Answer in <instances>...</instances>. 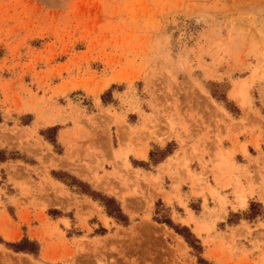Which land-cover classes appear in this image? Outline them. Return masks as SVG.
<instances>
[{"label": "rangeland", "instance_id": "rangeland-1", "mask_svg": "<svg viewBox=\"0 0 264 264\" xmlns=\"http://www.w3.org/2000/svg\"><path fill=\"white\" fill-rule=\"evenodd\" d=\"M263 255L264 0H0V264Z\"/></svg>", "mask_w": 264, "mask_h": 264}, {"label": "crops", "instance_id": "crops-1", "mask_svg": "<svg viewBox=\"0 0 264 264\" xmlns=\"http://www.w3.org/2000/svg\"><path fill=\"white\" fill-rule=\"evenodd\" d=\"M38 124V120H37V122H36V124L35 125H37ZM32 126H33V124H32ZM31 127V126H30ZM37 128V127H36ZM35 128V129H36ZM37 133H38V135L39 136H41L40 135V131H39V128L37 129ZM60 133H61V131L59 132V134H58V139H59V135H60ZM45 144V142H41L40 141V145L43 147V145ZM150 144V143H149ZM159 144V143H158ZM160 145H162V144H160ZM46 149V148H45ZM147 156H149V150H148V154H147ZM138 159V161H140V162H145V161H147V159H141V158H137ZM136 159V160H137ZM129 162H130V157H129ZM82 163V162H81ZM131 163V162H130ZM80 163H79V161L77 162H75L74 164L73 163H71V161L70 160H67V162H66V164H64V166L63 167H59L58 168V170H56V171H60V172H69L71 175H74L75 177H76V179H78V180H83V181H87L86 179H84L83 177H82V172H86V171H84V170H86L83 166H81V165H79ZM79 167H81V168H83V169H81V168H79ZM51 171H52V169H51ZM50 171V172H51ZM80 171H82L81 173H80ZM55 180H57V179H55ZM57 182V181H56ZM57 183H59V182H57ZM193 217H195V215L193 214Z\"/></svg>", "mask_w": 264, "mask_h": 264}, {"label": "trees", "instance_id": "trees-1", "mask_svg": "<svg viewBox=\"0 0 264 264\" xmlns=\"http://www.w3.org/2000/svg\"><path fill=\"white\" fill-rule=\"evenodd\" d=\"M111 201H112V200H108V201H106L107 213H108L110 216H114V217L117 218V219L124 220V219H123V218H124V215L122 214L121 209H120L118 206H117V207H111V206L109 205V203H111ZM177 232H178L179 234L183 235V236L186 238L187 242H188L189 244H191L192 247L197 248V246L193 243V241H191V239L185 234L184 230H177ZM11 246L13 247L14 245H11ZM14 247H15V246H14Z\"/></svg>", "mask_w": 264, "mask_h": 264}, {"label": "bare ground", "instance_id": "bare-ground-1", "mask_svg": "<svg viewBox=\"0 0 264 264\" xmlns=\"http://www.w3.org/2000/svg\"><path fill=\"white\" fill-rule=\"evenodd\" d=\"M246 95V94H245ZM238 97H240V96H238ZM241 100V99H240ZM246 102V101H245ZM46 122V121H45ZM47 124H48V122H46ZM50 125V124H49ZM121 131H122V129H121ZM124 133V132H123ZM121 134H122V132H121ZM122 141V140H121ZM126 142V141H125ZM123 143H124V141H123ZM125 145V144H124ZM140 145H142V144H140ZM137 154V156L138 157H142L141 159H143V158H146L147 157V153L145 152V151H142L141 150V152L139 151V152H137L136 153ZM85 171V170H84ZM81 173V172H80ZM87 177V176H85V174L84 173H82V177ZM83 177V178H84ZM96 177V176H95ZM96 179V178H95ZM92 180V179H91ZM58 191V190H57ZM167 196V195H166ZM242 200V199H241ZM243 205H245V204H243ZM124 209L126 210V211H128L130 214H133V212L131 211V209L129 208V207H127V204H124ZM221 218V217H220ZM222 219V218H221ZM196 233L198 234V235H200L201 234V229H199L198 227L196 228ZM6 234V233H5ZM6 238L7 239H11L10 237H8V236H6ZM261 261L263 262L264 261V255L262 256V258H261Z\"/></svg>", "mask_w": 264, "mask_h": 264}]
</instances>
